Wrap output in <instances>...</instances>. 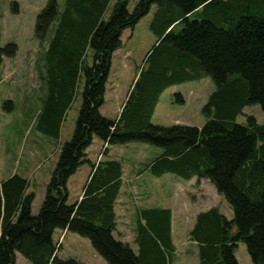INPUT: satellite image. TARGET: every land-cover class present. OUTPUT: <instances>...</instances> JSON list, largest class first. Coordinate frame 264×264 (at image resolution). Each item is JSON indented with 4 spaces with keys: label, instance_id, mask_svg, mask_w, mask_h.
Returning <instances> with one entry per match:
<instances>
[{
    "label": "trees",
    "instance_id": "obj_1",
    "mask_svg": "<svg viewBox=\"0 0 264 264\" xmlns=\"http://www.w3.org/2000/svg\"><path fill=\"white\" fill-rule=\"evenodd\" d=\"M49 0L37 16L35 33H50L43 65L48 81L40 130L57 137L59 124L76 87L81 107L70 141L46 186L44 200L32 215L34 193L27 179L13 175L0 182V264H15L16 253L31 264H83L58 256L57 231L87 239L105 264H171L175 245L172 213L165 208L136 210L133 242L116 240L115 207L122 188V164H91L86 150L93 139L116 146L144 143L162 150L144 170L185 181L205 179L223 196L233 218L217 208L195 217L189 239L198 246L199 264H238L239 243L252 264H264V124L253 116L236 123L249 105L264 113V0ZM150 30L157 42L137 73L115 122L100 114L114 53L121 35L134 28L151 7ZM16 46L0 43L3 58ZM209 77L214 91L202 113L201 128L151 124L162 93L169 87ZM175 102L183 98L175 95ZM107 151V148L106 150ZM84 164L91 173L81 199L68 204L67 182Z\"/></svg>",
    "mask_w": 264,
    "mask_h": 264
},
{
    "label": "rangeland",
    "instance_id": "obj_2",
    "mask_svg": "<svg viewBox=\"0 0 264 264\" xmlns=\"http://www.w3.org/2000/svg\"><path fill=\"white\" fill-rule=\"evenodd\" d=\"M117 0H111L103 20L106 22ZM49 0H0V43L16 46V54L3 58L0 66V182L13 175L21 176L30 183L28 193L35 194L32 215L36 216L44 200L46 186L59 160L61 147L71 140L81 107L82 86L72 93L70 104L59 124L57 137L43 133L42 112L47 98L48 81L45 79L43 65L46 48L50 42V33L39 40L35 33L37 16L44 10ZM138 0H130L128 10L132 11ZM61 7L64 0H57ZM156 7L152 6L134 28H127L121 35V46L114 53L111 62L104 104L100 114L115 122L137 73L145 64V59L157 42V35L150 30ZM214 91L209 77L188 81L167 88L159 98L151 118V124L171 127L174 125L201 128L207 119L202 108ZM180 95L184 103L175 102ZM245 116H253L257 123L264 124V113L259 105L246 106L236 118L237 124L245 123ZM104 146L94 138L86 150L87 159L96 164L100 161L116 160L122 164L123 184L133 176L139 166L152 161L162 150L144 143ZM107 148V151L105 149ZM134 161V162H132ZM91 165L84 164L67 182L68 204L77 202L87 184ZM148 199L132 191V206L124 211L121 201H117L115 213L117 231L116 240L129 243L136 252L133 242V208L147 206L165 208L177 214L174 218L173 241L176 247V264H199L190 257L186 248L189 232L195 224L196 213L208 207L217 208L223 214L226 209L233 213L225 198L219 195L215 187L205 179L194 178L188 182L172 174L152 176ZM142 197V198H141ZM120 198V197H119ZM126 203H123V206ZM64 235V236H63ZM63 236V239L60 238ZM58 256L63 259H75L83 264H105L93 250L90 242L76 234L59 232L54 235ZM235 257L238 264H252L246 246L239 243ZM15 264H31L16 253Z\"/></svg>",
    "mask_w": 264,
    "mask_h": 264
},
{
    "label": "crops",
    "instance_id": "obj_3",
    "mask_svg": "<svg viewBox=\"0 0 264 264\" xmlns=\"http://www.w3.org/2000/svg\"><path fill=\"white\" fill-rule=\"evenodd\" d=\"M123 106V105H122ZM122 108V107H121ZM104 147V146H103ZM106 160V159H105ZM134 162V161H132ZM147 163H145L144 165H140L138 168V170L136 172H134L133 176H130L131 178H129L126 183V187L124 188V184H123V178H122V188L120 190V194H119V197L118 198V201H121L122 199V207H123V210L126 212V211H129L130 208L132 206H135V202L132 204V199L134 198L133 197V194H132V191H136L137 193H139L140 196L144 197L145 199H148V193H149V187L152 185L153 183V180L151 177H148L147 174H150L148 171L144 170V166L146 165ZM153 176V175H152ZM193 180V179H192ZM190 180V181H192ZM188 181V182H190ZM82 195V194H81ZM81 195L79 196L78 200L79 201L81 199ZM141 197V198H142ZM126 203L124 206H123V203ZM143 207L141 208H154V207H151V206H147L145 205V203H142ZM116 208V207H115ZM134 211H133V221H134V216H135V213H136V210L140 209V208H133ZM211 209L210 207L204 209V210H201L199 212L196 213V215L200 212H205L207 210ZM171 213H172V237L174 235V217L177 215V214H174L172 212V210H170ZM220 211V210H219ZM226 213H222L220 211V213L227 219V220H231L232 217H231V213H230V210L229 209H226ZM61 231H57L55 234L59 233ZM62 233V232H61ZM188 237V236H187ZM189 239V237H188ZM175 245V244H174ZM186 248H189L190 250V257L193 259V262H196V259L198 258V246L195 242L191 241L189 239L187 245H185ZM137 250V248H136ZM175 254H176V247H175ZM175 254H174V258H175ZM176 261H174L172 259V263L171 264H176L175 263Z\"/></svg>",
    "mask_w": 264,
    "mask_h": 264
},
{
    "label": "built area",
    "instance_id": "obj_4",
    "mask_svg": "<svg viewBox=\"0 0 264 264\" xmlns=\"http://www.w3.org/2000/svg\"><path fill=\"white\" fill-rule=\"evenodd\" d=\"M100 158H101V157L99 156V157H98V161L100 160ZM62 239H63V236L60 238V240H62Z\"/></svg>",
    "mask_w": 264,
    "mask_h": 264
}]
</instances>
